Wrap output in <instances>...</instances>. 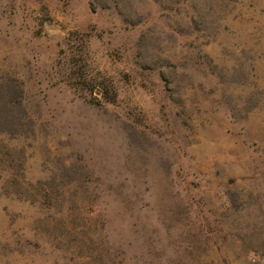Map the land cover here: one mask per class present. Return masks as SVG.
<instances>
[{"label": "rangeland", "instance_id": "374dc122", "mask_svg": "<svg viewBox=\"0 0 264 264\" xmlns=\"http://www.w3.org/2000/svg\"><path fill=\"white\" fill-rule=\"evenodd\" d=\"M0 264H264V0H0Z\"/></svg>", "mask_w": 264, "mask_h": 264}, {"label": "trees", "instance_id": "16d2710c", "mask_svg": "<svg viewBox=\"0 0 264 264\" xmlns=\"http://www.w3.org/2000/svg\"><path fill=\"white\" fill-rule=\"evenodd\" d=\"M106 101H112V98L111 97H104Z\"/></svg>", "mask_w": 264, "mask_h": 264}]
</instances>
